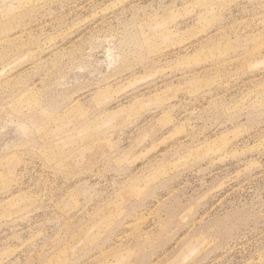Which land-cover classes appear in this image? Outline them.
Listing matches in <instances>:
<instances>
[{
  "label": "rangeland",
  "instance_id": "374dc122",
  "mask_svg": "<svg viewBox=\"0 0 264 264\" xmlns=\"http://www.w3.org/2000/svg\"><path fill=\"white\" fill-rule=\"evenodd\" d=\"M0 264H264V0H0Z\"/></svg>",
  "mask_w": 264,
  "mask_h": 264
}]
</instances>
